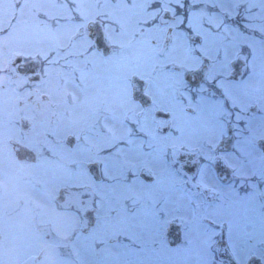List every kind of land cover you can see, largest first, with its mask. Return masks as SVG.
I'll return each instance as SVG.
<instances>
[{"label": "snow or ice", "instance_id": "6c2138e0", "mask_svg": "<svg viewBox=\"0 0 264 264\" xmlns=\"http://www.w3.org/2000/svg\"><path fill=\"white\" fill-rule=\"evenodd\" d=\"M5 38L17 75L130 98L115 264H264V0H0Z\"/></svg>", "mask_w": 264, "mask_h": 264}, {"label": "flooded vegetation", "instance_id": "af4514ba", "mask_svg": "<svg viewBox=\"0 0 264 264\" xmlns=\"http://www.w3.org/2000/svg\"><path fill=\"white\" fill-rule=\"evenodd\" d=\"M1 46L4 47V44ZM6 63L5 69L0 66V264H84L83 257L75 247L84 243L81 237L87 225L85 212L97 207L91 199L75 192L72 196L68 194L64 204L39 205L36 191L20 189V175L24 174L14 167H36L44 159L58 163L68 173H86L89 179L87 187L92 191H102L107 186V191H128L124 208L130 209L136 202L139 188L133 183H117L105 155L106 150L127 134L128 120L134 111L130 98L101 90H94L93 95L85 84L79 82L78 77L63 74L64 98L59 106H55L57 102H53L51 96L38 91L42 82L17 75L9 59ZM89 98L99 106L90 104L83 110L81 105ZM23 119L29 123L27 131L22 129ZM78 121H82V126L88 125L82 128H87L88 132L78 130ZM72 128L79 134L67 131ZM62 129L66 130L64 136ZM69 137H74L72 144L68 142ZM45 143L52 144V148L44 149ZM20 144L37 154V160H23ZM59 145L63 148L57 147ZM82 150H87L90 156L76 160L68 156L70 152ZM59 151L62 152L59 154ZM94 164H98L100 170L99 181L93 172L90 174ZM24 183L31 184L28 181ZM13 185L21 191H15ZM77 186L60 188L72 192ZM130 200H133L132 205H128ZM52 210L56 214L53 218H75L77 228L63 236V226L69 222L58 224L59 228L54 225L55 220L42 222V218H52L48 214ZM40 212H43L42 216ZM98 212L99 209L97 216ZM97 226L98 223L88 231L89 239L85 244L90 245L92 252L88 258L91 264H115L122 236L100 241L102 237L93 235ZM81 252L84 253L83 250Z\"/></svg>", "mask_w": 264, "mask_h": 264}, {"label": "rangeland", "instance_id": "374dc122", "mask_svg": "<svg viewBox=\"0 0 264 264\" xmlns=\"http://www.w3.org/2000/svg\"><path fill=\"white\" fill-rule=\"evenodd\" d=\"M2 43L4 44V47L7 48L9 45V40L7 38L0 40V46L2 45ZM2 47V46H1ZM8 58H4V59H0V66L1 69H5V67L7 66V62ZM45 78L42 80L43 82L41 83V85H39L38 87V91L40 93H44L48 96L52 97L53 102H57L56 104H54L55 106H59V104H61V100H63V95H64V88H62V79H63V74H58V73H49L44 75ZM90 92L93 93V95L95 94L94 90L89 89ZM97 92V90H96ZM90 104H95L94 102L91 101V99L89 98L88 100H85L81 107L83 108V110H85ZM97 107L99 106V103L95 104ZM79 122V121H78ZM91 124V123H90ZM82 121H80L78 123V130L81 133H86L88 132L87 128L85 130H82L83 127H87L88 125H84L82 126ZM92 125V124H91ZM51 131V130H49ZM67 131H71L73 133L79 134V132L72 128L70 130ZM56 132H58V130H56ZM62 136H64V132H66V130L64 131L62 129ZM45 147L44 149H51L52 148V144L50 143H45ZM57 147H62L61 145L57 146ZM63 148V147H62ZM65 149V148H64ZM42 150V148H41ZM62 151H59V154ZM68 156L70 157L71 160H76V159H83L84 156H90V153L87 150H82L81 152H76V153H68ZM16 168V171L18 170L21 171L19 173L24 174L20 175V189H26V191H48L50 193H52L53 195H56L57 192L59 191V188L61 186H64L65 188L69 189L68 187H72L74 188L75 186H77L75 188V191H67V196L69 194V196H72V193H79L82 194L83 196L91 199L92 201L95 200V205L97 207V204H100V208H99V212H98V216H99V221H98V226L95 230V232L93 233L94 236L96 237H102V239H100V241H105L107 238L109 237H117V236H123L125 234L124 232V227L121 223V218L123 216L124 213V205H125V201L127 198V194L128 191H107L108 188L107 187H103L102 191H93L95 197L92 198L91 196L89 197L86 192L87 191H92L90 188L87 187V184H89V179L87 178V174L85 173L84 175L80 174V171H74L73 173H68L65 170H63L58 163H52V162H48L44 159H41V162L39 165H37L36 167H32V166H23V165H18V167H14V169ZM47 169H50V171H48ZM111 170V168H110ZM109 170V171H110ZM27 174V175H25ZM31 175V176H28ZM24 181H28L31 182L30 185H27L24 183ZM41 181V182H40ZM44 185H43V184ZM14 188L15 191H21L18 187H16L15 185L12 186ZM137 192V191H136ZM110 194H115V200L114 202L111 204V206L114 208L113 213L111 214L110 218H109V214L106 211V206H108L109 201H108V196ZM22 195V194H21ZM93 195V196H94ZM75 197V196H74ZM36 202L37 204L41 203V204H48V205H53L54 201L53 199L51 200V198L49 197V194H46L45 192H42L40 195L37 194L36 195ZM133 200H130L128 205H132ZM36 205V203H35ZM40 205V204H39ZM52 213L53 210H52ZM43 212H40V216H42ZM56 215V214H54ZM58 217H64V216H58ZM57 216L55 218H42V222H48V220H55V226H57L58 224H63V223H67L63 226V232L61 235L63 236H67L69 234H71V230L73 228H77V223L75 218L71 217L70 219H62V218H58ZM75 220V221H74ZM59 228V226H57ZM66 227V228H64ZM90 245L85 244L84 247H82L81 245H78L77 247H75L76 250L79 251L80 255L83 257L84 259V264H91V261L88 257L91 256V250L89 249ZM84 251V253H82L81 251Z\"/></svg>", "mask_w": 264, "mask_h": 264}, {"label": "water", "instance_id": "95a60500", "mask_svg": "<svg viewBox=\"0 0 264 264\" xmlns=\"http://www.w3.org/2000/svg\"><path fill=\"white\" fill-rule=\"evenodd\" d=\"M94 167H95V169H96V171H94L93 172V174L97 177V178H99V170H98V165H93ZM63 200H64V194H63V192L61 193V196H60V198H59V201L60 202H63ZM87 213H89V214H93V215H95V211H87ZM88 226H89V228L91 227V226H93L92 225V223H88ZM89 228H87L86 230L88 231L89 230ZM85 230V231H86Z\"/></svg>", "mask_w": 264, "mask_h": 264}, {"label": "bare ground", "instance_id": "6f19581e", "mask_svg": "<svg viewBox=\"0 0 264 264\" xmlns=\"http://www.w3.org/2000/svg\"><path fill=\"white\" fill-rule=\"evenodd\" d=\"M48 214L51 215L52 217H54V214L53 213L49 212Z\"/></svg>", "mask_w": 264, "mask_h": 264}]
</instances>
